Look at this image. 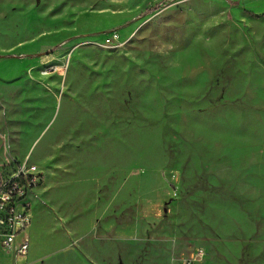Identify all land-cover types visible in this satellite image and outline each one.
Instances as JSON below:
<instances>
[{"label":"rangeland","instance_id":"1","mask_svg":"<svg viewBox=\"0 0 264 264\" xmlns=\"http://www.w3.org/2000/svg\"><path fill=\"white\" fill-rule=\"evenodd\" d=\"M5 156L21 264H264V0H0Z\"/></svg>","mask_w":264,"mask_h":264},{"label":"built area","instance_id":"2","mask_svg":"<svg viewBox=\"0 0 264 264\" xmlns=\"http://www.w3.org/2000/svg\"><path fill=\"white\" fill-rule=\"evenodd\" d=\"M43 182L42 170L28 159L18 161L5 156L0 160V249L17 264L26 260L31 198L35 197L34 189ZM202 256L203 251L197 249L181 264H194Z\"/></svg>","mask_w":264,"mask_h":264},{"label":"clouds","instance_id":"3","mask_svg":"<svg viewBox=\"0 0 264 264\" xmlns=\"http://www.w3.org/2000/svg\"><path fill=\"white\" fill-rule=\"evenodd\" d=\"M212 26V22H208L205 24V29ZM198 42L202 43L203 48L214 57H218L220 54L221 49V42L219 39H211V38H205L204 36H201L198 38ZM164 48L162 47L160 51H163ZM187 55V54H185ZM170 68V78L173 80H180L188 74L190 68L185 67L182 69V65L180 63V58H176L175 60L171 61L169 63Z\"/></svg>","mask_w":264,"mask_h":264},{"label":"crops","instance_id":"4","mask_svg":"<svg viewBox=\"0 0 264 264\" xmlns=\"http://www.w3.org/2000/svg\"><path fill=\"white\" fill-rule=\"evenodd\" d=\"M30 247V246H29ZM1 250V249H0ZM28 251H29V249H28ZM3 252V251H2ZM27 254H28V252H27ZM3 255H5L6 257H9V258H11V256H9V255H7V254H5V253H3ZM32 258H33V250H32ZM12 259V258H11ZM28 260V258H27V256H26V260H25V262Z\"/></svg>","mask_w":264,"mask_h":264}]
</instances>
